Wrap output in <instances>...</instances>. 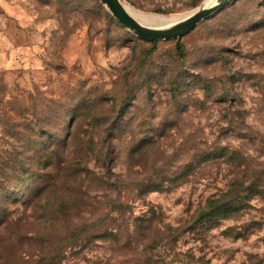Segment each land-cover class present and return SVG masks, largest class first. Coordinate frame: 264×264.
<instances>
[{
    "label": "rangeland",
    "instance_id": "obj_1",
    "mask_svg": "<svg viewBox=\"0 0 264 264\" xmlns=\"http://www.w3.org/2000/svg\"><path fill=\"white\" fill-rule=\"evenodd\" d=\"M123 1L184 15L205 0ZM177 40L140 39L100 0H0V264H264L263 200L190 224L264 171V0Z\"/></svg>",
    "mask_w": 264,
    "mask_h": 264
},
{
    "label": "trees",
    "instance_id": "obj_2",
    "mask_svg": "<svg viewBox=\"0 0 264 264\" xmlns=\"http://www.w3.org/2000/svg\"><path fill=\"white\" fill-rule=\"evenodd\" d=\"M153 45L156 42H152ZM178 50L183 51V46L180 43V38L177 40ZM186 173V172H184ZM260 199L264 201V171L259 174L258 177L251 183L243 185L240 183H235L234 181L231 185L224 191L218 194H213L208 197L203 205H200L196 210V213L191 218V227L197 228L198 226H203L208 229L217 227L222 224L224 220L228 219H240L249 208L253 207L251 201L253 199ZM3 220L0 218V224ZM261 226L260 221L251 220L250 222L242 224H232L228 225L225 229L227 235H233L235 237H245L253 227ZM151 225L149 226V228ZM184 228V227H183ZM182 230V228H176L175 230ZM159 230V229H158ZM144 240L147 243L146 249L152 250L157 246L160 241V236H154L151 234V230L146 234H142ZM115 241H118V235H114ZM2 238L0 236V246L2 244ZM154 262L152 253L146 254L145 259H141L135 264H152Z\"/></svg>",
    "mask_w": 264,
    "mask_h": 264
},
{
    "label": "water",
    "instance_id": "obj_3",
    "mask_svg": "<svg viewBox=\"0 0 264 264\" xmlns=\"http://www.w3.org/2000/svg\"><path fill=\"white\" fill-rule=\"evenodd\" d=\"M111 14L140 39L149 42L178 39L193 30L200 22L223 8L230 0L203 2L184 17L160 26L146 25L128 12L123 0H100Z\"/></svg>",
    "mask_w": 264,
    "mask_h": 264
},
{
    "label": "bare ground",
    "instance_id": "obj_4",
    "mask_svg": "<svg viewBox=\"0 0 264 264\" xmlns=\"http://www.w3.org/2000/svg\"><path fill=\"white\" fill-rule=\"evenodd\" d=\"M215 0H205L204 2L206 4L212 3ZM124 5L128 12L132 14L136 19H138L140 22L146 25H151V26H160L169 22H173L177 19H180L187 15L189 12H187L184 15H163V14H158V13H153V12H142L140 10H137L133 7H131L128 3L124 2ZM192 11V10H191Z\"/></svg>",
    "mask_w": 264,
    "mask_h": 264
}]
</instances>
